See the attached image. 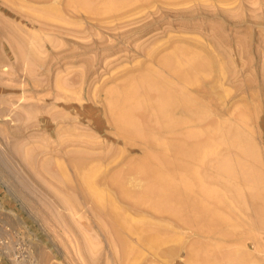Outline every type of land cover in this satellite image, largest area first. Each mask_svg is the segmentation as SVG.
Masks as SVG:
<instances>
[{
    "label": "rangeland",
    "instance_id": "rangeland-1",
    "mask_svg": "<svg viewBox=\"0 0 264 264\" xmlns=\"http://www.w3.org/2000/svg\"><path fill=\"white\" fill-rule=\"evenodd\" d=\"M69 4V0H0V264L120 263L108 233L111 213L100 208V214L93 207L94 197L74 165L84 153L91 161L84 159L86 164L102 165L97 179L102 186L129 160L145 156V142L128 145L118 136L107 106L109 90L144 68L159 69L157 61L176 46L216 58V72L203 84L209 93L191 91L212 106L217 122L240 130L254 151L244 160L254 171V180L220 179L221 184L230 182L231 188L222 185L232 191L215 186L228 206L218 208L223 212L220 217L228 218L221 226L230 229L231 236L211 243L242 251L245 264H264V216L261 222L257 215L258 210L264 212V0H154L99 17ZM76 155L78 159H72ZM95 157L102 161H92ZM105 183L100 188L117 197ZM119 204L128 218L137 219V226H145L143 230L164 222L163 226L178 230L172 219L168 225L169 219L135 210L124 200ZM125 204L127 211L128 205L134 209L127 212ZM139 211L146 212V219ZM182 230L184 239L191 237L184 240L189 246L198 240L193 232ZM128 235L125 239L141 251L142 262L135 264L150 260L149 254L156 259L154 264H187V252L176 250L177 243L167 244H172L170 251L163 245L162 252L161 246L149 248L138 236ZM155 253L166 256L157 260Z\"/></svg>",
    "mask_w": 264,
    "mask_h": 264
},
{
    "label": "bare ground",
    "instance_id": "bare-ground-1",
    "mask_svg": "<svg viewBox=\"0 0 264 264\" xmlns=\"http://www.w3.org/2000/svg\"><path fill=\"white\" fill-rule=\"evenodd\" d=\"M152 1L154 0H69V3L83 9L85 12L99 17L120 12L137 3H150ZM190 49L189 47L176 46L171 53L163 56L159 60L157 59L159 69H155L153 66L144 68V71L139 75L129 77L125 83L112 87L109 90L110 100L107 106L109 109L108 111H110L112 115V123L117 127L118 136L122 137L128 145L134 141L137 142V140H142L148 145V150L145 152V156H142L143 158L136 161H133V159H131L132 161L129 160L130 163H126L127 166L125 167L124 165L125 168H122L116 175L113 174L114 176L109 178V181L108 179H104L105 181L103 183L109 182L108 186L112 187L114 191L116 190L115 194L117 193V197L110 191L109 194L108 189L104 190V188H100L101 184H99L100 182L97 179L99 174H101L102 165L95 166L96 163H94V165L90 164L89 166V164H86L87 161L84 159H88V157L84 158L86 154L83 151H80V153H84L85 156L83 154L81 157L79 154L80 157L78 158L80 159L77 158V155L76 157L74 156V158L72 157L74 160L76 158L78 159V162H75L76 165L72 163V166L74 165V168L77 166L76 172L79 171L80 181H82L83 185L88 189L87 191L91 192L89 193L90 196L94 197L95 202L92 198V204L95 203L94 205L96 206H92L98 207V212L101 210L100 208H104V210L107 209V211L109 210L111 213L110 224L108 223L109 225L107 224L108 226H106H110L109 228L111 230L108 231V233L109 235L110 233L112 234L113 240L117 246L114 249H116L117 252L116 256L120 259L119 264H135L136 262H142L140 259L142 258L140 249L130 244V242L125 239L124 236L126 234H131L130 237L132 235L138 236L139 241L142 244H147L149 248H157L158 246L162 247L169 243H177V247L180 248H175L176 250L180 252L181 249H184L187 252V264H245L247 261V256L242 251L233 252L234 250H227L225 247L217 245L219 243L212 244L211 242L213 240H223L225 242L231 236L228 232L230 229L227 231L221 226V224L224 223L222 220L224 217H220V213L222 214L223 212L219 213L218 208L220 209V207H223L226 201L223 199V194L221 195L220 190L215 188V186L220 185L219 187H223L227 189V191H232L230 190V182L222 183L225 185L228 184L230 186V188H228L221 184L220 179L228 181L230 179L242 177L246 182L248 180L250 181V179L254 180V178H252L255 175L253 174L254 171L252 173L249 166H247V163L245 164L244 161L250 157V155H253L254 151L249 149L252 145L244 139V136L239 132L240 130H235V127L231 125L225 127L220 121L217 122V114L212 106L206 105L201 98L197 97L194 92L191 91L194 90L199 92V94L203 92L206 93L207 91V93H209L210 89H206L207 91L204 90L205 87H203V84L205 80L207 81L206 77L208 75L211 76V74L216 72L217 62H215L216 58L213 59L209 55ZM155 54L157 53L155 52ZM151 55L154 56V54ZM212 101H214V99ZM234 117L236 116L234 115ZM206 124L207 127H205ZM59 144L61 145V143ZM125 145L124 148L127 146ZM108 149L110 150V148ZM234 149L239 150V155L242 159H239L240 157L234 154ZM113 152L114 151H112L111 154H113ZM123 153L125 154L124 150ZM67 154H69V152ZM259 154L258 155L261 156V153ZM87 156L91 157L93 155L89 154ZM118 156L116 157L117 161L118 158H121ZM110 157L111 155L109 158ZM89 159L88 162H91ZM111 159H114V157ZM94 160L102 161V158L95 157L92 161ZM117 161H114V163ZM258 161L260 162V160ZM252 164L255 165V162ZM62 182L64 183L65 181L63 180ZM79 182L78 185L81 184H79ZM232 185L234 184L232 183ZM79 189H82V184ZM73 194H75V192ZM74 199L76 200L75 197ZM120 199L132 204L135 210L139 209L141 211L145 209L146 212L150 211L156 214V217L159 215L164 217L163 219H169L168 225L171 221L170 219H172L173 222L175 221L177 225H179V227L177 226L178 230L181 228V230L183 229L182 231H191L196 235L198 240L194 243L190 242L192 244L189 246L185 241L191 237L189 236V238L184 239L185 237L184 234L180 232L181 230L178 231L170 229L169 226H163L166 225V222H164L165 224L163 225L161 224L162 226L159 225L153 229L143 230V224L142 227L140 225L141 228L137 226L138 224H135L138 222H134L136 219L135 217V219H132L133 217H129V219L127 217L129 213L127 216L125 215V212H123L121 208L122 202L120 203L121 205L119 204V201H121ZM253 199L252 197L251 200ZM234 201L236 202L237 200ZM235 204L238 203L236 202ZM253 204L254 203H252V205ZM258 204L257 206L259 208L260 204ZM126 205L127 204H125V207ZM132 205H128L130 206L128 211L134 209L133 207L131 208ZM122 206L124 207V205ZM226 207L228 208V206ZM239 207H241V205ZM94 209L97 210V208ZM125 209L127 211V207ZM92 211L93 208L91 212ZM99 213H97V215H99ZM145 213L142 215H144L146 219ZM263 213V209L257 212L261 222L264 216ZM103 214L106 213L103 212ZM142 215L141 217L143 218ZM99 217L101 221L102 215ZM226 218L224 219L225 222H227ZM131 222H134L135 225L133 226ZM102 225H105L103 221ZM170 225H172V223ZM106 226L104 227L106 228ZM147 227L148 226H146V228ZM149 228H151V226ZM260 230L262 229L260 228ZM139 241L137 242L136 240L138 244ZM183 241L184 243H182ZM171 245H169V247ZM169 247L167 245L168 249L166 250L170 251ZM164 249L165 248L162 247L161 251L165 252ZM173 251L174 250H172V252ZM152 252L154 253V251ZM146 253L149 254L148 252ZM144 254L145 253L142 255L145 256ZM149 255L150 257L148 258H150V260L148 261H150V264H154L156 259L153 260L154 258H152V261V255ZM161 255L160 253L158 255L159 257L155 256L157 260L158 258H160V260L162 259L160 257ZM148 261H144V264L145 262L148 263Z\"/></svg>",
    "mask_w": 264,
    "mask_h": 264
}]
</instances>
